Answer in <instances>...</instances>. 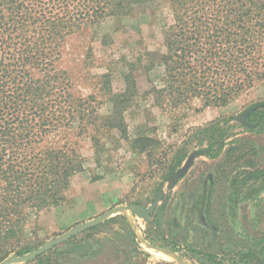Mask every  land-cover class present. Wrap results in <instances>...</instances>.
Wrapping results in <instances>:
<instances>
[{
  "label": "rangeland",
  "instance_id": "obj_1",
  "mask_svg": "<svg viewBox=\"0 0 264 264\" xmlns=\"http://www.w3.org/2000/svg\"><path fill=\"white\" fill-rule=\"evenodd\" d=\"M173 25L168 1L153 0L122 17H106L93 28L83 25L61 41L52 66L63 81L58 94L69 103L92 97V111L108 117L109 95H122L125 89L129 95L135 86L130 98L119 100L126 136L100 126L91 133L99 137L93 147L90 136L78 133L75 120L45 137L42 148L65 145L75 150L84 160L83 171L71 179L62 203L29 215L21 242L0 248V262L32 253L109 209L149 207L159 191L161 199L148 220L130 213L122 216L135 242L124 221L107 223L113 216L30 264H178L176 257L184 264H243L241 251H258L255 243L264 237V106L256 109L263 120L249 119L247 113L264 102V80L220 107H202L198 98L180 105L166 98L157 101L156 91L164 87L160 65L136 70L135 85L129 82V87L123 80L125 63L141 60L144 65L148 53L149 58L164 53ZM73 107L83 108L78 102ZM143 137L152 141L141 152L133 150V141ZM206 149L217 158L199 157L197 153H207ZM192 156L187 170L177 177ZM207 190L206 223L202 209ZM87 244L88 252H71Z\"/></svg>",
  "mask_w": 264,
  "mask_h": 264
},
{
  "label": "trees",
  "instance_id": "obj_2",
  "mask_svg": "<svg viewBox=\"0 0 264 264\" xmlns=\"http://www.w3.org/2000/svg\"><path fill=\"white\" fill-rule=\"evenodd\" d=\"M149 1L153 0H0V248L9 242L19 244L29 215L62 203L71 179L83 171L84 160L75 150L65 145L42 148L45 137L75 120L78 133L90 136L93 147L99 137L91 133L100 126L126 136L119 100L131 97L135 86L130 90L129 82L134 84L133 74L139 68H163L164 87L156 91L157 101L166 98L171 105L198 98L202 107L225 106L264 80V0H167L174 25L164 41L165 51L157 58L148 53L144 65L141 60L125 63L123 80L129 95L126 89L122 95H109L110 116L92 111V97L69 103L58 94L63 81L53 70L52 56H59L61 41L83 25L93 28L106 17H122ZM75 102L83 108L76 111ZM259 106L264 102L249 108V119L263 120L256 111ZM151 141L136 139L132 148L141 152ZM209 151L197 154L217 158ZM94 160L99 162L98 157ZM208 198L207 190L202 209L206 223ZM116 219L124 221L135 242L124 217L115 216L107 223ZM255 247L258 251L240 252L243 264H264V237ZM89 250L87 244L71 252Z\"/></svg>",
  "mask_w": 264,
  "mask_h": 264
},
{
  "label": "water",
  "instance_id": "obj_3",
  "mask_svg": "<svg viewBox=\"0 0 264 264\" xmlns=\"http://www.w3.org/2000/svg\"><path fill=\"white\" fill-rule=\"evenodd\" d=\"M193 156L188 158L185 165L182 167V169L179 171L177 177H180L188 168ZM161 191H159L157 197L153 201V203L149 207H143L141 205H129V206H118L112 209H109L105 213L99 215L98 217H95L92 220H89L85 223L75 225L72 228H70L67 232L55 237L54 239L46 242L38 249L34 250L32 253L23 255V256H10L5 258L0 262V264H24L31 261H34L37 257L45 254L49 250L53 249L54 247L66 242L67 240L85 232L89 229L105 222L109 218L113 216H126L127 212H129L131 215L136 216L138 218H141L143 220H148L151 213L155 210L157 207L158 202L161 199ZM152 249L162 252V249L157 247H151ZM176 261L178 264H184L181 257H176Z\"/></svg>",
  "mask_w": 264,
  "mask_h": 264
},
{
  "label": "bare ground",
  "instance_id": "obj_4",
  "mask_svg": "<svg viewBox=\"0 0 264 264\" xmlns=\"http://www.w3.org/2000/svg\"><path fill=\"white\" fill-rule=\"evenodd\" d=\"M129 212H127V214H128Z\"/></svg>",
  "mask_w": 264,
  "mask_h": 264
}]
</instances>
